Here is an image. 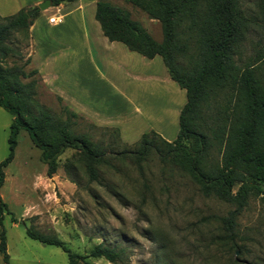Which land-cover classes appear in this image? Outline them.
<instances>
[{"label": "rangeland", "instance_id": "rangeland-1", "mask_svg": "<svg viewBox=\"0 0 264 264\" xmlns=\"http://www.w3.org/2000/svg\"><path fill=\"white\" fill-rule=\"evenodd\" d=\"M106 1L127 10L132 21L154 41L162 42L161 27L156 20L148 19L144 12L122 0ZM255 1L242 0L247 15L252 17L256 14ZM51 12L44 11L42 17L46 18ZM185 37L188 50L180 60L183 65L189 63L196 50L193 39H189L187 33ZM7 44L11 51L2 65L20 68L28 74L33 69L29 59L32 55L30 37L22 31L11 32ZM257 51L264 53V35L256 26H249L245 40L234 54L235 64L243 67ZM156 59L163 65L160 57ZM33 78L37 79L34 98L54 117L65 119L66 106L46 91L38 74L21 82ZM152 86L155 88L154 84ZM147 87L151 89V85ZM157 88L158 106L141 103L136 94L133 103L146 115L142 120L128 115L125 124L114 126L121 128L117 132L95 126L82 116L70 118L75 134H85L106 149L108 165L98 168L97 182H88L78 154L71 149H66L59 157L56 174L48 178L40 150L33 146L26 131H20L14 160L7 168L8 182L3 189L4 193L12 192L9 199L12 217L20 218L21 225L15 234L25 235V228H30L43 235H53L78 255H87L93 246L103 243L106 247L123 250L117 264H167L168 258L182 264H264V187L262 194L249 196L246 206L235 217L232 233H227L219 218L227 216L235 208L234 204L214 197L205 198L188 175L169 160L162 162L155 152L149 154L141 167L129 155H119L137 148L142 134L149 133V128L161 131L163 138L175 139L177 111H173V116L172 111L165 113L164 105L171 95L166 88ZM227 100L229 95L219 93L210 101L209 108H204L203 114L229 113ZM233 100L232 96L231 103ZM184 102L185 95L176 94V108L182 107ZM67 108L72 111L70 106ZM1 110V114L10 119L7 111ZM3 136L6 140L7 130L4 134L0 130L2 139ZM212 153L217 155V152ZM67 164L73 166L68 172ZM10 218L4 216L6 227ZM43 248L55 250L59 264L68 263L67 255L59 248ZM87 260L92 264H109L102 258Z\"/></svg>", "mask_w": 264, "mask_h": 264}, {"label": "trees", "instance_id": "trees-1", "mask_svg": "<svg viewBox=\"0 0 264 264\" xmlns=\"http://www.w3.org/2000/svg\"><path fill=\"white\" fill-rule=\"evenodd\" d=\"M71 1L51 0L52 7ZM122 1L160 24L162 42L154 41L132 21L127 10L98 0L94 19L103 35L111 43H121L128 51L147 60L160 57L171 79L184 90L186 102L178 116L175 139L167 141L150 131L141 136L137 148L119 155H129L141 167L149 154L155 152L162 162L169 160L188 175L205 198L214 197L234 204L235 208L227 216L219 218L223 229L232 233L235 217L246 206L249 196L262 194L264 187V53L257 51L243 67L234 61V54L245 40L249 26H256L264 35V0L255 1L254 17L247 15L242 0ZM28 10L0 17V106L13 118L7 155L0 162V186L5 177L4 167L14 158L20 131H26L33 146L40 150V160L46 166L48 178L56 174L59 157L66 149H71L78 154L88 182H97L98 168L107 164L104 146L85 134H75L70 118L77 116L67 107H64L66 118L59 119L34 98L37 79L26 83L21 80L36 76V69L27 74L20 68L2 65L11 51L7 44L11 32L22 31L28 37L29 27L40 11L33 7L34 12L27 16ZM185 33L196 47L187 65L180 62L188 50ZM219 93L229 95L230 112L204 115V108H209L210 101ZM70 167L72 164L66 165L67 172ZM4 213L10 215L7 204L0 198V253L4 264H9L1 223ZM25 234L41 245L59 248L67 255L68 264H92L89 258H102L109 264H117L123 252L100 243L87 255H78L56 236L43 235L30 228H25ZM168 261L167 264H182L171 258Z\"/></svg>", "mask_w": 264, "mask_h": 264}, {"label": "crops", "instance_id": "crops-1", "mask_svg": "<svg viewBox=\"0 0 264 264\" xmlns=\"http://www.w3.org/2000/svg\"><path fill=\"white\" fill-rule=\"evenodd\" d=\"M41 1L43 0H0V17L14 15L22 9L30 11ZM97 1L73 0L62 3L49 8L48 10L52 12L46 18L42 17L44 10L33 19L29 27L32 45V55L29 59L32 68L37 70L44 88L56 99H60L66 107L70 106L76 116L86 118L95 126L121 130L120 127L114 126L125 124L123 122L129 119L128 115L131 114L141 120L146 115L140 106L133 103L136 94L141 103L144 102L155 108L158 106L155 101V94H158L157 86H161L166 88L171 95V98L165 102L164 111L166 114L172 111V116L173 111H177L178 127V115L186 99L182 107H177V109L175 96L176 94L185 95L184 90L180 89L171 79L165 66L163 68L164 64L160 65L159 61H156L158 56L147 60L137 53L128 51L121 43H111L103 35L99 24L94 19ZM53 15L60 16V22L50 25L48 19ZM93 48L96 50L98 59ZM149 85L151 89L147 87ZM149 95L152 98L149 99ZM1 108L0 106V111H2ZM12 120L11 115L9 119L0 112V130L3 134L7 130L6 140L4 136L3 139L0 137V162L7 155L8 132ZM149 131L162 137L159 130L149 128ZM164 139L172 140L166 137ZM10 164L4 167L5 177L0 186V198L7 204L9 213V199L12 192L4 193L3 189L8 182L7 168ZM33 192L36 193L34 190ZM29 204L30 202L25 206ZM5 215L7 213L3 214L1 223L5 230V247L9 264H59L55 250L43 248L44 245L40 243H31L26 234H15V230L21 225L18 222L20 218L16 219L10 213L7 215L11 216L10 223L6 227L4 225ZM0 264H4L1 253Z\"/></svg>", "mask_w": 264, "mask_h": 264}, {"label": "water", "instance_id": "water-1", "mask_svg": "<svg viewBox=\"0 0 264 264\" xmlns=\"http://www.w3.org/2000/svg\"><path fill=\"white\" fill-rule=\"evenodd\" d=\"M40 11H46V10H48L49 8H51L52 7V2H51V0H43V1H41L40 3H38L37 4V6H36ZM34 12V10H30V11H28L27 13H26V15L27 16H30L31 15V13H33Z\"/></svg>", "mask_w": 264, "mask_h": 264}, {"label": "built area", "instance_id": "built-area-1", "mask_svg": "<svg viewBox=\"0 0 264 264\" xmlns=\"http://www.w3.org/2000/svg\"><path fill=\"white\" fill-rule=\"evenodd\" d=\"M60 22V16L58 15H53L48 19V23L50 25L58 24Z\"/></svg>", "mask_w": 264, "mask_h": 264}]
</instances>
